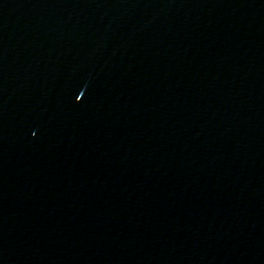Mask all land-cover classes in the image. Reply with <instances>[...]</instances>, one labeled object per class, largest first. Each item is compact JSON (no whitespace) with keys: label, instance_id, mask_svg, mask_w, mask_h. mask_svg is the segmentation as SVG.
<instances>
[{"label":"water","instance_id":"95a60500","mask_svg":"<svg viewBox=\"0 0 264 264\" xmlns=\"http://www.w3.org/2000/svg\"><path fill=\"white\" fill-rule=\"evenodd\" d=\"M0 264H264V0H0Z\"/></svg>","mask_w":264,"mask_h":264}]
</instances>
